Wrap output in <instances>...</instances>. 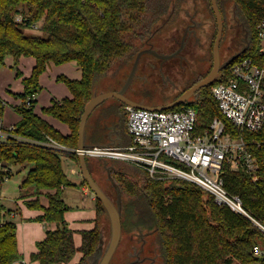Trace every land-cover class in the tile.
I'll return each instance as SVG.
<instances>
[{"label": "trees", "instance_id": "obj_1", "mask_svg": "<svg viewBox=\"0 0 264 264\" xmlns=\"http://www.w3.org/2000/svg\"><path fill=\"white\" fill-rule=\"evenodd\" d=\"M248 26V45L245 50L222 68L214 81L225 79L229 65L245 56H257L259 39L256 26L264 18V0H232ZM150 0H0V66L5 55L18 64L20 56H32L35 63L31 74L22 78L23 89L16 93L22 102L14 105L21 116L11 133L0 142V176H11V166L30 163L21 186L33 184L35 199H26L29 208L42 210L35 220L55 222L37 242V251L30 256L39 264H61L70 261L77 251L82 255L76 264H91L100 243L101 230L98 217L105 212L96 197V219L91 229L80 230L81 244L76 247L74 231L64 219L67 205L61 189L70 185L62 167L61 155L66 154L78 163L77 153L56 149L43 143L54 139L68 148H75L77 128L82 110L92 97L97 79L103 77L117 59L133 53L129 35H143L147 30ZM21 13L23 21L15 14ZM40 22L45 36L28 35L25 27ZM61 64L75 61L81 69L80 79L59 75L71 97L60 101L52 99L41 112L52 115L68 125L70 132L62 134L33 110L35 102L30 96L39 89L38 77L47 62ZM16 71V76H20ZM214 81L198 89L182 106H193L197 111V131L201 132L214 118L219 117L233 136L241 134L247 148L258 162L256 177L244 169H231L223 164L224 186L230 194L238 195L251 218L264 226V128L259 133L242 132L223 116L210 93ZM31 104L26 105V100ZM0 97V122L4 104ZM120 105H124L120 102ZM126 129V118H125ZM258 142L260 144H258ZM91 170V163L86 158ZM121 200L139 229L157 232V241L163 264H264V229L252 219L218 205L208 192L194 183L174 178L152 179L136 185L120 170H110ZM4 180L0 181L3 182ZM82 183L87 186L83 179ZM131 187L127 190L126 187ZM45 190L47 205L40 203L38 194ZM169 196V201L164 196ZM3 206L0 203V212ZM254 245L263 251L254 252ZM19 257L16 225L0 218V264H12Z\"/></svg>", "mask_w": 264, "mask_h": 264}, {"label": "rangeland", "instance_id": "obj_2", "mask_svg": "<svg viewBox=\"0 0 264 264\" xmlns=\"http://www.w3.org/2000/svg\"><path fill=\"white\" fill-rule=\"evenodd\" d=\"M219 4L224 19V32L219 46L220 63H222L232 54L240 51L246 42L248 45L249 31L244 17L234 1L221 0ZM194 12L196 20L199 21L198 33L196 32L190 39L187 38L189 41L182 47L183 49L179 56L162 60L151 53H143L139 59L135 76L125 94L132 100H135L133 99L134 97L138 98L145 105L165 104L203 78L212 65V46L216 34L215 19L209 1L150 0L148 18L145 22L147 30L141 36L132 34L127 37L132 45L133 53L117 59L108 72L97 79L95 89L104 92L108 91V88H120L130 71L137 52L144 48L151 46L162 55H169L176 51L187 29L189 14ZM17 14L22 15L21 13ZM39 23L37 22L32 27L23 28L25 33L45 36ZM246 31L247 33L245 34ZM195 35L198 38L197 45L193 44L191 46ZM245 37L246 41L243 40ZM240 41L242 44H240ZM180 55L188 58H182ZM219 72L217 76H219ZM1 77L0 96H4L7 102L3 109L2 123L8 126L19 121L20 115L14 108V99L9 97L10 93L6 89L8 84L3 86L4 82H2ZM16 82L13 78L10 79L9 88L11 91L16 90ZM192 97L193 95L189 97V100ZM45 104L43 97L40 96L34 102L33 110L39 113L41 108L46 106ZM125 106L120 105V101L117 98L108 97L91 111L86 122L84 139L86 144L100 145H91L89 147L105 146L117 150L126 145L128 134L125 129ZM70 150L76 152V147ZM86 158L91 163L90 172L92 177L113 201L117 200L119 193L111 179L110 170L122 171L136 182L137 186L142 184L146 176H148L144 171L126 160L111 156L86 155ZM61 160L64 173L71 183L61 189V196L67 205L64 219L70 227L74 226L73 222L75 224L89 222L87 220L95 217L96 208L94 201L96 196L88 186H86L88 187V194H83V185L85 184L82 183L83 177L75 159L69 155L62 154ZM30 167V163L12 165L11 176L0 183V203L4 209V211L1 210L0 212V218L15 223L17 247L18 240L19 245L24 246L23 237L26 235L27 230H30L29 227L24 226L25 221L41 225V223L35 222L38 221L35 220V214L38 209L29 208L25 204L26 199H35L37 197L33 194L35 191L34 185L21 186V182ZM196 186L202 190L205 197L208 191L198 185ZM131 187H126V189L129 190ZM92 195H94V200L91 198ZM38 196L41 203H47L45 192L38 194ZM163 198L165 201H169V196L165 195ZM80 218L82 219L80 220ZM98 220L101 230L102 248L104 249L110 237V222L106 210L100 213ZM45 229L46 227L43 232H45ZM157 237V232L151 233L148 230L139 229L131 214L121 205V236L110 262L113 264H163ZM18 252V259H20L22 255L21 247L20 249L18 248ZM74 258L66 264H72ZM232 264H238V262L234 260Z\"/></svg>", "mask_w": 264, "mask_h": 264}, {"label": "built area", "instance_id": "obj_3", "mask_svg": "<svg viewBox=\"0 0 264 264\" xmlns=\"http://www.w3.org/2000/svg\"><path fill=\"white\" fill-rule=\"evenodd\" d=\"M15 17L23 21L22 15L15 14ZM256 31L259 39L257 56H245L232 62L225 79L210 87L221 114L240 133H259L264 128V18L257 24ZM31 99L26 100V105L31 104ZM2 103L5 105L4 100ZM125 110L129 142L117 150L105 146L87 147L83 150L85 156H111L129 161L152 179L188 180L208 191L216 204L228 206L264 229L250 217L240 197L230 194L224 186V163L231 169H244L252 178L256 177L258 162L241 134L231 135L219 117H214L198 132L197 111L193 106L156 110L126 105ZM14 127H4L0 122V142L8 136L15 137L11 133ZM43 144L69 150L52 138ZM1 170L3 164H0ZM2 180H7L5 175L0 176ZM253 249L257 254L263 252L258 245Z\"/></svg>", "mask_w": 264, "mask_h": 264}, {"label": "water", "instance_id": "obj_4", "mask_svg": "<svg viewBox=\"0 0 264 264\" xmlns=\"http://www.w3.org/2000/svg\"><path fill=\"white\" fill-rule=\"evenodd\" d=\"M211 4L212 11L215 15L216 19V35L212 46V65L208 73L201 78L200 80L193 83L187 89L183 90L175 99L170 101L169 103L161 104V105H145L139 103L135 100H132L128 96H126V90L129 88L130 83L135 76L136 68L139 62V59L143 53H151L152 55L164 60L167 58H171L176 56L182 49L184 45V35L180 41V45L176 51L169 55L159 54L155 49L151 46L144 48L137 52L135 59L131 65L130 71L127 74L124 82L120 86V88L115 90H108L104 92H94L92 97L85 104L82 113L80 115L78 128H77V143H76V153L78 157V165L80 167V171L83 179L86 181L87 186L90 190L95 194V196L100 200L103 207L106 210V213L109 217L110 222V237L106 247L102 248V239H100V243L94 253L93 260L91 264H113L111 263V258L114 254V251L118 245L121 236V201L118 194L117 200L113 201L110 196L98 185L95 179L92 177L91 172L86 163L85 154L83 150L89 145L85 143L84 139V131L87 118L91 111L105 98L115 97L124 105L133 106L136 108H147V109H170L177 105L186 103L189 101V97L192 96L198 89L203 86L209 85L213 82V80L217 77L218 72L228 65L233 58L242 53L247 45H245L240 49V51L232 54L226 61L220 63L219 56V45L223 34V20L221 16L220 9L217 5L216 0H209ZM246 41V38H244ZM130 264V263H129Z\"/></svg>", "mask_w": 264, "mask_h": 264}, {"label": "crops", "instance_id": "obj_5", "mask_svg": "<svg viewBox=\"0 0 264 264\" xmlns=\"http://www.w3.org/2000/svg\"><path fill=\"white\" fill-rule=\"evenodd\" d=\"M34 63H35L34 57H32V56H20V58L18 59V64L16 66H14L13 57L10 54L5 55V57H4L3 64L0 66V76H2L1 79H2V82H4L2 85L4 86V85L8 84V87L6 89L10 93L9 97L14 99V105L18 104L21 100L19 97H16L15 94L21 92L23 89L22 78L28 77L31 74V70H32ZM6 70H8V71H6ZM16 71H19L21 73L20 76H18V77L16 76ZM59 75L66 76L70 79H80L81 78V69L76 64L75 61H68V62H64L61 64H55L52 61L47 62L46 69L38 77L39 89L36 93H34L32 99L36 102L37 98L42 96L44 99V103H46L45 105L48 106L51 104L52 99L59 101L63 97H71V93H70L69 89L67 88V86L65 85V83L62 82L61 80H58ZM12 78L15 81H17L16 82L17 86H16L15 91H11L9 88L10 84H11L10 79H12ZM109 89L115 90L118 88H108L107 90H109ZM95 90H96V92H100L97 89H95ZM102 91H104V90H102ZM3 97L4 96H2L1 98L5 101V104H6L7 103L6 98L5 97L3 98ZM32 106H34V103ZM36 113L41 115L44 119H46L47 122H49L60 133L68 134L70 132L68 125L64 122H61L56 117H54L52 115L43 114L41 111L39 113L38 112H36ZM20 118H21V116H19V120H20ZM1 123H2V121H1ZM16 123H11L8 126L3 125V123H2V125L4 127H9L11 125H15ZM92 126H93V124H92ZM129 140L130 139H129V135H128L127 143L129 142ZM87 145L91 146V145H100V144H87ZM0 183H2V182H0ZM87 189H88V187H86V185H83V194L84 195L88 194ZM43 192H45V190H43L42 193ZM91 198L94 200V195H92ZM41 204L44 206L47 205V203L46 204L41 203ZM2 211H4V209ZM8 211H10V210H8ZM41 212H42V210L38 209V211L35 214V217L38 216L39 214H41ZM96 216H97V214H96V209H95V217H92L90 220H87L89 222H86L83 224H75V222H73L74 226H72V227H70L68 225L74 231L73 240H74V244L76 247H78L81 244V234L79 231L84 230V229L93 228L95 225ZM81 219L82 218H80V220ZM35 222L41 223V225L40 224H32L31 222L25 221L24 226L29 227L30 230H27L26 235H24V237H23L24 242H25L24 246H20L19 240H18V248L20 249V247H21L22 255H21L20 259L17 258L15 261L12 262V264H39L37 261L32 260L30 258V256L33 252L37 251V242L42 240L44 235H45V232H43V229L45 227H46L45 231L47 229H54L56 227V223L55 222H44V221H35ZM46 224L49 226L48 228H47ZM82 225H84V226H82ZM32 230H34V231H32ZM16 237H17V235H16ZM81 255H82V253L77 251L74 255L75 258L73 257L74 262L72 264H76L78 262V260L80 259ZM73 258L70 261H72ZM70 261H68V262H70ZM68 262H63L61 264H66Z\"/></svg>", "mask_w": 264, "mask_h": 264}, {"label": "flooded vegetation", "instance_id": "obj_6", "mask_svg": "<svg viewBox=\"0 0 264 264\" xmlns=\"http://www.w3.org/2000/svg\"><path fill=\"white\" fill-rule=\"evenodd\" d=\"M209 1V0H208ZM217 1V5H218V7H219V9H220V12H221V16H222V20H223V32H224V19H223V12H222V9L220 8V1L221 0H216ZM209 4H210V1H209ZM210 8H211V4H210ZM211 10H212V8H211ZM212 13H213V11H212ZM190 16H189V18H188V20H189V23H188V25H187V29H186V31H185V34H184V45H183V47L185 46V44H187V41H189V40H187V38L188 39H190L191 37H192V35H194L196 32L198 33V28H199V21H197L196 20V17H195V12L194 13H192V14H189ZM213 16H214V19H215V15H214V13H213ZM215 25H216V19H215ZM247 30V29H246ZM247 33V31L245 32V34ZM216 35V34H215ZM246 36V35H245ZM222 37H223V34H222ZM246 38V37H245ZM215 39V38H214ZM197 40H198V38H196V35H195V37H194V40H193V42H191V46L193 45V44H195V46L197 45L196 43H197ZM221 40H222V38H221ZM243 40H244V38H243ZM221 42V41H220ZM149 43V42H148ZM179 44H180V42H179ZM240 44H242L241 43V41H240ZM220 46V45H219ZM183 49V48H182ZM181 49V50H182ZM181 52V51H180ZM180 52L177 54L178 56H179V54H180ZM176 55V56H177ZM182 58L184 57V58H188L187 56H184V55H180ZM185 60H187V59H185ZM210 70V69H209ZM208 73V72H207ZM133 98V97H132ZM133 99H135V101H137V102H139V103H142L143 104V102L141 101V100H139L138 98H136V97H134Z\"/></svg>", "mask_w": 264, "mask_h": 264}]
</instances>
